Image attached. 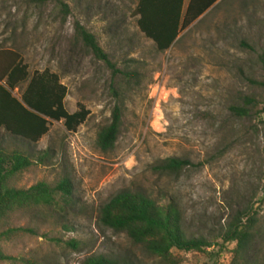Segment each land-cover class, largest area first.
<instances>
[{"label": "rangeland", "instance_id": "obj_1", "mask_svg": "<svg viewBox=\"0 0 264 264\" xmlns=\"http://www.w3.org/2000/svg\"><path fill=\"white\" fill-rule=\"evenodd\" d=\"M136 2L0 0V49L14 51L29 73H55L65 87L66 112L78 105L87 110L73 131L61 121L49 122L35 144L0 134V146L31 160L15 187L39 181L53 186L62 178L70 185L68 196L57 192L48 206L8 214L0 229L32 232L2 237L0 250L37 264H79L97 254L133 264H171L97 222L99 207L127 189L158 203L173 198L185 234L213 243L201 252L171 249L172 264H228L234 243L218 249L216 241L238 205L256 218L260 234L248 249V264H264V127L258 120L264 113L235 119L228 111L241 93L254 96L258 108L264 105V89L255 84L264 81L258 59L264 51V0H222L164 51L138 31ZM77 27L93 36L111 66L83 45ZM114 106L121 112L116 138L101 151L96 132L108 124ZM166 157L186 158L192 166L176 176L155 171L152 166ZM69 239L78 242L77 250L65 244Z\"/></svg>", "mask_w": 264, "mask_h": 264}, {"label": "trees", "instance_id": "obj_2", "mask_svg": "<svg viewBox=\"0 0 264 264\" xmlns=\"http://www.w3.org/2000/svg\"><path fill=\"white\" fill-rule=\"evenodd\" d=\"M37 5L49 0H31ZM183 0H137L134 7L135 24L138 31L149 39L156 51L166 50L176 39L178 33L192 21L203 14L216 0H187L182 11ZM63 5V4H61ZM77 35L84 46L93 55L111 66L106 55L101 51L93 36L82 27H77ZM264 67V51L258 56ZM4 79L5 87L0 85V126L11 134L35 142L47 130L48 121H61L66 131H73L82 123L87 110L78 105L77 110L68 113L63 107L65 87L59 82L55 73L46 69L29 74L27 64L10 49H0V80ZM25 82L20 92V102L12 97L9 91L14 85ZM264 89V81L255 82ZM239 103L228 106V111L235 119H249L264 113V105L258 108L257 99L248 94L238 95ZM264 101V99H263ZM22 104L31 111L25 109ZM16 107L18 112L13 111ZM120 108L114 106L110 112L108 124L96 132L95 145L101 151L111 148L120 124ZM19 120L13 125L11 121ZM264 127V118L258 119ZM45 152L38 160L44 157ZM217 155H221L218 152ZM204 163H207L204 161ZM31 164V160L16 150L0 148V227H3L8 214L15 210L50 205L59 192L65 197L70 193L66 178L50 186L43 181L36 182L27 188H17L14 180ZM201 166L203 163H197ZM192 163L186 158L166 157L152 166L155 171L177 175ZM183 213L176 200L168 199L158 203L143 191L122 189L112 195L98 209L97 222L106 228L123 232L134 244L140 245L147 254L160 261L173 263L171 249L201 252L213 243L198 235H186L182 227ZM257 220L246 205H238L222 232L218 234L216 245L221 249L223 244L233 242L234 247L228 264H248L247 253L250 245L258 241L260 234L255 230ZM15 232H29L31 229L7 227L0 229V240ZM73 250L78 249L74 239L65 241ZM0 260L19 262L20 264H37L17 257H11L0 250ZM79 264H133L124 258H111L101 254L88 255Z\"/></svg>", "mask_w": 264, "mask_h": 264}, {"label": "crops", "instance_id": "obj_3", "mask_svg": "<svg viewBox=\"0 0 264 264\" xmlns=\"http://www.w3.org/2000/svg\"><path fill=\"white\" fill-rule=\"evenodd\" d=\"M222 0H216L212 5H217L219 2H221ZM185 3V0H183L182 1V11L184 10V8H185V6H186V3H187V0H186V3ZM209 8H211V7H209ZM202 15V14H201ZM200 15V16H201ZM29 74H31V73H29ZM22 85V87H21V89H19V85ZM0 85L1 86H3V87H5V84H4V79H1L0 80ZM24 86H25V82H21V83H18V84H16V85H14L13 86V88L9 91V93H10V95L12 96V97H14L17 101H19L20 102V92L22 91V89L24 88ZM18 89H19V91H18ZM22 106L25 108V109H27L28 111H31V110H29L28 108H26L23 104H22ZM0 111H1V105H0ZM13 111H15V112H18V110L16 109V107H13ZM47 121H48V124H49V122H52V120H50V119H46ZM17 122H19V120H13V122L11 121V123L13 124V125H15V124H17ZM48 124H47V127H48ZM48 131V130H47ZM0 134H1V136H6L8 139H10V140H12V141H18V142H22L24 145H31V144H35V143H37V142H39L40 140H41V138L43 137V135H41L40 137H39V139L37 140V141H35V142H30V141H28V140H26V139H24V138H22L21 136H19V135H14V134H11V133H9L8 131H6L5 129H4V127L3 126H0ZM0 148H3L2 146H0ZM5 149H7V148H5ZM8 150H16V151H19V150H17V149H8ZM19 152H21V151H19Z\"/></svg>", "mask_w": 264, "mask_h": 264}]
</instances>
